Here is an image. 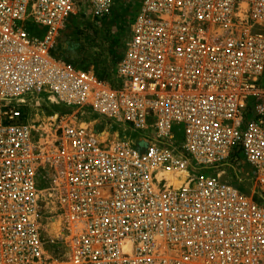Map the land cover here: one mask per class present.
Instances as JSON below:
<instances>
[{
    "label": "built area",
    "instance_id": "built-area-1",
    "mask_svg": "<svg viewBox=\"0 0 264 264\" xmlns=\"http://www.w3.org/2000/svg\"><path fill=\"white\" fill-rule=\"evenodd\" d=\"M81 2L0 0V264H264V0H139L112 78Z\"/></svg>",
    "mask_w": 264,
    "mask_h": 264
},
{
    "label": "rangeland",
    "instance_id": "rangeland-1",
    "mask_svg": "<svg viewBox=\"0 0 264 264\" xmlns=\"http://www.w3.org/2000/svg\"><path fill=\"white\" fill-rule=\"evenodd\" d=\"M138 1L114 0L110 14L99 16L88 2L82 0L59 32L56 55L112 78L111 72L123 56L130 38L132 15ZM244 167L248 169L247 165ZM241 184L242 188L251 189L252 183L246 178L241 180Z\"/></svg>",
    "mask_w": 264,
    "mask_h": 264
},
{
    "label": "bare ground",
    "instance_id": "bare-ground-1",
    "mask_svg": "<svg viewBox=\"0 0 264 264\" xmlns=\"http://www.w3.org/2000/svg\"><path fill=\"white\" fill-rule=\"evenodd\" d=\"M102 135L105 136L106 134L104 133ZM57 218H59V215L51 216L46 223L47 232L51 237H60L63 233L61 231L62 217L60 219Z\"/></svg>",
    "mask_w": 264,
    "mask_h": 264
},
{
    "label": "trees",
    "instance_id": "trees-1",
    "mask_svg": "<svg viewBox=\"0 0 264 264\" xmlns=\"http://www.w3.org/2000/svg\"><path fill=\"white\" fill-rule=\"evenodd\" d=\"M56 54H57V52H56ZM83 67H85L86 69H88V66H83ZM95 73L97 74V76H99L100 78H106V75H105V73L104 74H99L98 72H97V70L95 71ZM113 74V71L111 72V75ZM246 191H249L248 189H245Z\"/></svg>",
    "mask_w": 264,
    "mask_h": 264
}]
</instances>
